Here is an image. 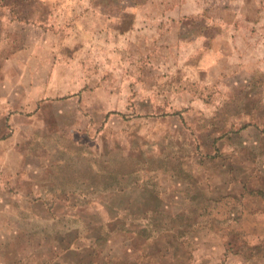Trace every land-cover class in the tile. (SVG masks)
Listing matches in <instances>:
<instances>
[{"label":"rangeland","instance_id":"rangeland-1","mask_svg":"<svg viewBox=\"0 0 264 264\" xmlns=\"http://www.w3.org/2000/svg\"><path fill=\"white\" fill-rule=\"evenodd\" d=\"M169 142L189 174L155 172L172 217L148 239L154 193L79 205L38 171ZM0 264H264V0H0Z\"/></svg>","mask_w":264,"mask_h":264},{"label":"trees","instance_id":"trees-1","mask_svg":"<svg viewBox=\"0 0 264 264\" xmlns=\"http://www.w3.org/2000/svg\"><path fill=\"white\" fill-rule=\"evenodd\" d=\"M172 149V152H166L165 149ZM176 148L169 142L163 149L160 150L159 155L150 156V158H146L145 160H140L138 158H126L124 162H128V167L122 165V163H114L115 159L111 157L108 153L100 154V158L98 161L89 162V168L78 169L75 171V174L67 173V168H72L66 160L57 161L58 163L54 166L52 165H39L38 171L46 172L48 174H57L58 179L50 185V182L45 184L43 188H46L48 191H52L55 189H59L61 193H71V194H79L80 202L79 205H86L96 199H99V196L102 192L111 188H119L121 190H142L145 193H154L157 196V200L155 201L156 205L147 211L141 210L142 212H138L137 215L133 218V220L138 222L140 229L135 230L137 235L143 239H148L156 234H159L163 229L164 223H166V217L171 218V215H168L167 212L164 211L165 202L169 199V194L166 191H159V173L157 172L159 169L161 172L165 174L170 173L169 177L175 180L181 179V173L185 172L181 169L177 168L178 160ZM158 161L155 168H153L154 161ZM131 161V162H130ZM152 161V162H151ZM174 163V164H173ZM149 173L150 176L145 175L144 173ZM154 173V174H151ZM186 176H188V172H185ZM156 176L158 179L156 181H151V179ZM148 177V180L145 179ZM35 179L34 176L30 179L33 181ZM39 182V180H37ZM177 182V181H176ZM180 183V182H179ZM178 185V183L176 184ZM163 192H166L164 195ZM187 196H194L190 191L186 192ZM195 197V196H194ZM60 199V196L57 197ZM38 199H42L40 196ZM36 199V200H38ZM68 199V197L66 198ZM158 204V205H157ZM162 204V206H161ZM199 202L196 203V208L198 209ZM140 208V207H139ZM138 208V209H139ZM196 211L193 213L197 214ZM67 215H62L61 221H66L69 218L79 219L84 222L82 216L77 215L75 211H68ZM126 212H132V210H127ZM146 212V213H144ZM55 213V212H54ZM127 214V213H126ZM59 219V217H58ZM89 223H86V228ZM90 224H94L91 222ZM124 226V225H123ZM120 227V226H119ZM126 229V227L124 226ZM179 237H184V232L182 230H174ZM77 232V233H76ZM104 227L101 229L100 235L96 236L97 242L100 240H105L107 237L103 236ZM127 233V231L125 232ZM55 235H57L56 241L58 244L73 245L74 241H76L78 237V231L76 230H65V232L56 231ZM109 237V236H108ZM255 247V245H251Z\"/></svg>","mask_w":264,"mask_h":264}]
</instances>
